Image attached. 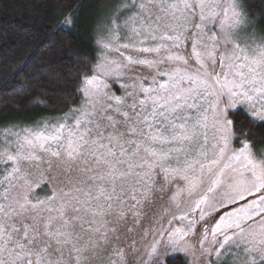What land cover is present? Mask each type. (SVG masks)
Instances as JSON below:
<instances>
[{
    "label": "snow or ice",
    "instance_id": "snow-or-ice-1",
    "mask_svg": "<svg viewBox=\"0 0 264 264\" xmlns=\"http://www.w3.org/2000/svg\"><path fill=\"white\" fill-rule=\"evenodd\" d=\"M59 16L51 35L79 6ZM262 23L248 0H113L79 104L0 125V264H264Z\"/></svg>",
    "mask_w": 264,
    "mask_h": 264
},
{
    "label": "trees",
    "instance_id": "trees-1",
    "mask_svg": "<svg viewBox=\"0 0 264 264\" xmlns=\"http://www.w3.org/2000/svg\"><path fill=\"white\" fill-rule=\"evenodd\" d=\"M107 1L0 0V125L31 114L36 118L43 114H63L78 102V96H71L74 86L70 82L78 81L85 70L81 58L94 56L90 30L75 25L65 26L56 35L51 33L64 19V16L57 18L60 9L68 5L79 6L80 11L87 6L99 9ZM248 3L254 20H264V0H248ZM260 31L264 34V23ZM39 45H43L40 54L24 70L27 77L23 74L18 77L15 90L6 89L4 81ZM33 97L41 103H32ZM256 131L254 150L260 152L264 148V129ZM162 264L187 263L181 256H168Z\"/></svg>",
    "mask_w": 264,
    "mask_h": 264
},
{
    "label": "rangeland",
    "instance_id": "rangeland-1",
    "mask_svg": "<svg viewBox=\"0 0 264 264\" xmlns=\"http://www.w3.org/2000/svg\"><path fill=\"white\" fill-rule=\"evenodd\" d=\"M112 3H113V0H109L103 6H101L99 9H92L89 6L85 7V9L80 11L79 21H78L77 25L81 26V28L91 30L94 18L98 14L109 10ZM94 55H95V53H94ZM79 102L80 101L78 99V102L74 106L78 105ZM74 106H72V107H74ZM68 110L65 113H67ZM65 113H63V114H43L42 117H38V118H36L35 115L31 114V115L25 116L22 120L20 119L17 121H7L4 124H8L9 126L15 124L18 126H23V127H34L37 124L54 122L58 118L64 116ZM260 152H264V148ZM168 256H181L186 261L187 264H190V258L188 256H186L181 251L169 252L167 255H165L162 258V263L165 261L166 257H168Z\"/></svg>",
    "mask_w": 264,
    "mask_h": 264
}]
</instances>
